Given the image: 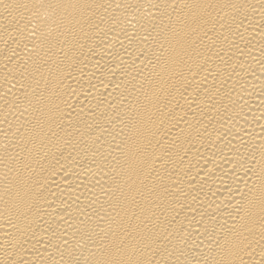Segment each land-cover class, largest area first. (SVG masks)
I'll use <instances>...</instances> for the list:
<instances>
[{"label":"bare ground","instance_id":"obj_1","mask_svg":"<svg viewBox=\"0 0 264 264\" xmlns=\"http://www.w3.org/2000/svg\"><path fill=\"white\" fill-rule=\"evenodd\" d=\"M0 264H264V0H0Z\"/></svg>","mask_w":264,"mask_h":264}]
</instances>
